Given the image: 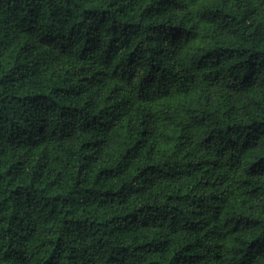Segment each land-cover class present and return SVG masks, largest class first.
Wrapping results in <instances>:
<instances>
[{
  "label": "trees",
  "instance_id": "trees-1",
  "mask_svg": "<svg viewBox=\"0 0 264 264\" xmlns=\"http://www.w3.org/2000/svg\"><path fill=\"white\" fill-rule=\"evenodd\" d=\"M0 264H264V0H0Z\"/></svg>",
  "mask_w": 264,
  "mask_h": 264
}]
</instances>
